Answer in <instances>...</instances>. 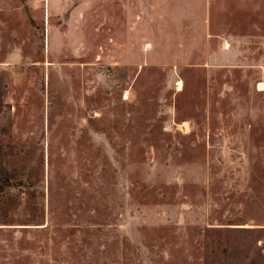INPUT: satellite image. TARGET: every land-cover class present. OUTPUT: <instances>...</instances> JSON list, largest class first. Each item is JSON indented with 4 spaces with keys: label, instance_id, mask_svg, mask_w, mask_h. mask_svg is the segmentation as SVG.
Segmentation results:
<instances>
[{
    "label": "rangeland",
    "instance_id": "1",
    "mask_svg": "<svg viewBox=\"0 0 264 264\" xmlns=\"http://www.w3.org/2000/svg\"><path fill=\"white\" fill-rule=\"evenodd\" d=\"M0 149V264H203L264 223V0H0Z\"/></svg>",
    "mask_w": 264,
    "mask_h": 264
},
{
    "label": "trees",
    "instance_id": "2",
    "mask_svg": "<svg viewBox=\"0 0 264 264\" xmlns=\"http://www.w3.org/2000/svg\"><path fill=\"white\" fill-rule=\"evenodd\" d=\"M22 177L18 170L5 166L0 149V199L7 191L24 183ZM201 235L203 264H264V223L206 227Z\"/></svg>",
    "mask_w": 264,
    "mask_h": 264
},
{
    "label": "bare ground",
    "instance_id": "3",
    "mask_svg": "<svg viewBox=\"0 0 264 264\" xmlns=\"http://www.w3.org/2000/svg\"><path fill=\"white\" fill-rule=\"evenodd\" d=\"M181 83L179 82L178 85H180Z\"/></svg>",
    "mask_w": 264,
    "mask_h": 264
}]
</instances>
